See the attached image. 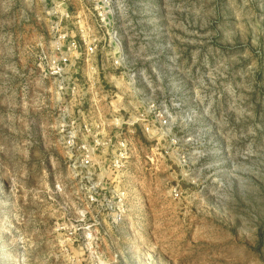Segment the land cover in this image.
Instances as JSON below:
<instances>
[{
  "label": "rangeland",
  "instance_id": "1",
  "mask_svg": "<svg viewBox=\"0 0 264 264\" xmlns=\"http://www.w3.org/2000/svg\"><path fill=\"white\" fill-rule=\"evenodd\" d=\"M67 1L0 0V264H264V0ZM65 32L75 97L39 59Z\"/></svg>",
  "mask_w": 264,
  "mask_h": 264
},
{
  "label": "built area",
  "instance_id": "2",
  "mask_svg": "<svg viewBox=\"0 0 264 264\" xmlns=\"http://www.w3.org/2000/svg\"><path fill=\"white\" fill-rule=\"evenodd\" d=\"M108 3V1H107ZM58 5H64L65 8L62 9L61 11V16L63 19L67 20L70 18L68 14V1L67 0H59ZM68 33H63L60 37L57 38V40L64 42L65 44H62V42H53L52 43V50L48 55H42L40 56V62L44 61V67H42V70H44L46 76L48 78L52 79V82L59 88L63 89L67 92L70 93L71 96L75 97L78 96V91L80 89V86L83 84L81 83L80 79L82 77V73L78 71V67L76 64L84 58L85 61L86 59H89L91 56H93L96 53V46L83 41L82 46L77 44V41L69 39ZM113 47L116 50H113L112 55L110 57L111 63H112V68L114 69L113 73L110 74V78L114 82V86L119 85L118 83V78L124 79V84H127L128 87H135L136 84H139V73L137 70H134L131 67H127V61L126 60V55L123 53L122 49H120V45H118L119 40L115 36L111 40ZM76 66V68H75ZM90 68H85V74L88 75L90 74ZM119 72H116V71ZM116 84V85H115ZM117 87V86H116ZM141 95V100L139 101L141 105L146 106L144 114L146 116H150L151 113V108H152V99L150 96L147 95V93L142 92L139 93ZM148 96V98H147ZM75 99V98H74ZM80 104V106L83 105L85 102L83 99V96H80V98L77 100ZM88 101V102H87ZM86 101L87 105L90 107V105L96 106L97 101L95 98L88 99ZM80 111V110H78ZM82 113V111H80ZM163 110H158L156 117H158V123L161 126V128H164L167 126V117L163 113ZM165 115V116H163ZM115 121L118 119L114 118ZM135 119H133V122ZM146 120H148L146 118ZM79 132V133H78ZM81 138L84 136H87L88 138H92L94 142V146L91 147L88 144H85L81 141V145L79 146V149L82 150L83 155H82V161L85 163H89V160H91V153L94 152L95 149H97L98 146L105 147L110 143V140L106 143L103 144V142H99L98 140H95V137L98 135V133L95 132V129L88 124L87 122L83 123L78 129H71L68 131L67 135V144L68 145H73L74 139H79L80 136ZM80 138V139H81ZM83 139V138H82ZM85 140V139H84ZM105 145V146H104ZM126 151L125 143L124 142H119L118 146V154L117 156L114 157V160L112 161V167L116 168L119 165H121V159ZM96 186V184H95ZM93 188V185H92ZM124 194V193H123ZM90 200L94 201L96 198L93 196V194L90 195ZM118 201H121L123 196L122 193L118 196Z\"/></svg>",
  "mask_w": 264,
  "mask_h": 264
}]
</instances>
